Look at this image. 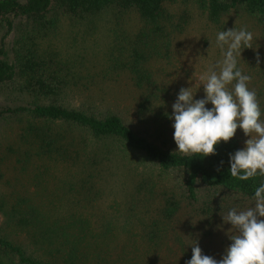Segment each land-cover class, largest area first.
I'll return each instance as SVG.
<instances>
[{"label": "trees", "instance_id": "16d2710c", "mask_svg": "<svg viewBox=\"0 0 264 264\" xmlns=\"http://www.w3.org/2000/svg\"><path fill=\"white\" fill-rule=\"evenodd\" d=\"M233 14L238 29L264 36V0H0V94L20 100L8 111L25 118L24 161L37 157L36 171L55 182L39 201L18 197L10 210L1 207L0 264H185L194 240L213 253L221 213L248 206L264 177L230 175L229 153L244 145L239 131L214 155L177 152L169 114L180 87L160 66L184 54L185 42L234 28ZM107 16L110 32L96 46L100 78L127 80L130 93L118 100L131 101L130 120L97 101L95 80L78 66L86 57L63 60L65 40L57 38L65 26H80L85 38ZM198 23L205 33L196 38ZM250 49L239 67L257 63H248ZM120 163L130 174L124 183Z\"/></svg>", "mask_w": 264, "mask_h": 264}, {"label": "clouds", "instance_id": "9594fccd", "mask_svg": "<svg viewBox=\"0 0 264 264\" xmlns=\"http://www.w3.org/2000/svg\"><path fill=\"white\" fill-rule=\"evenodd\" d=\"M253 41L254 34L246 27L218 31L215 43L221 58L197 76L195 90L193 85L180 88L169 114L177 152L186 155H214L216 145L242 130L248 137L244 147L229 153L228 161L230 175L239 180L264 177V118L257 92L249 87L252 76L238 66L242 51L255 48ZM256 58L259 63L258 51ZM201 85L204 95L195 98ZM221 215L224 223L231 224V242L221 258L204 254L194 240L188 244L192 255L185 264H264V181L255 187L248 206L231 207Z\"/></svg>", "mask_w": 264, "mask_h": 264}, {"label": "rangeland", "instance_id": "374dc122", "mask_svg": "<svg viewBox=\"0 0 264 264\" xmlns=\"http://www.w3.org/2000/svg\"><path fill=\"white\" fill-rule=\"evenodd\" d=\"M128 19H131L133 22L135 21L134 16L126 18L125 20ZM227 21L230 26H234L238 29L242 19L240 16L233 14L227 18ZM128 22L131 24L130 20ZM128 22L125 21L126 24H128ZM108 23H113L109 16L106 17L105 21H98L95 24V29L87 33L88 36L85 38L82 34H85L86 32L84 33V29L80 28V26L74 29L70 26H65L59 30L57 38H61L62 36L65 40L63 47L66 50V58H63V60L68 58L71 59L73 54L78 53H83L86 57V59L78 64V66L80 67V72L84 74L88 72L92 79L95 80L96 84L92 92L97 101H99L100 104H116L115 107L118 108L117 110L120 115L127 120H130L132 119V107L130 105V108H127L124 104H128L131 101L128 100L126 96L125 99L123 96L122 101L118 100V94L120 92L125 94L130 93L131 88L127 80H123V82H119L118 84H113L111 81L108 82L102 79L103 77L100 78L102 74L99 72L98 63L100 62L99 60H102V58L100 57L101 53L96 50V46L102 42L103 36L110 32L106 28V24ZM199 26L202 27L201 24L199 25L198 23V26H196L194 30L190 29L193 31L192 34L196 35V38L201 36L200 31L205 33L202 29H199ZM250 31L254 34L253 46L255 48H251L249 50L248 63L252 62L253 59H257V51L260 53V60L263 59L264 55V36L261 37L257 31ZM192 34L190 33L189 37ZM207 36L209 37L206 38V41L202 40L203 37H201L197 43L195 42L193 44H189V42H185L182 46L185 50L184 54L180 55L176 53L175 59L161 64L160 67L166 70V79L175 75L173 79L174 84L178 85L180 88L193 85V89H196L198 84L196 79L197 76L206 71L216 60L221 58L220 49L216 46L212 34H207ZM51 38L56 40L55 33L51 35ZM6 40L8 42L9 39ZM243 53L247 52L243 50ZM241 55L244 57L243 54ZM239 63L244 62L240 61ZM258 66V63L242 64L240 65V68L244 73L252 76L249 87L255 89L257 96L260 94L261 99L262 97L264 99V67H261L260 69ZM161 70L163 72V69ZM168 73L169 75H167ZM124 88H126V91H123ZM109 90L112 92L115 91V94H112L113 96H117L112 97L104 93ZM203 95V86L201 85L195 94V97L201 98ZM19 104L20 100L15 99L14 97H9L7 94H0V112H2L0 115V172L2 174V177L0 178V222L2 223H4L5 219L3 216V209H1L2 206H4L2 207L4 208V212L10 210L18 203L16 202L18 197L29 198L28 196H30L33 200L39 201L43 192L46 190L51 191L55 188V182L53 181L52 174L44 172L40 175V170L36 171L37 165L39 164L37 157L34 156L26 160V162L24 161L23 144L20 142L19 138L25 127V118L8 111L9 109L16 108ZM260 108L262 109L263 107L260 105ZM262 116L264 117V112L262 113ZM237 131L241 132L244 141L248 138L239 128ZM124 163H126L127 166L132 164L127 160H125ZM119 166L120 173L118 174V181L119 183H124V180H129L130 174L123 170L122 166L124 167L125 164L123 165V163H120ZM124 169L126 170L125 167ZM114 176L115 175L112 174L113 179ZM5 226L9 227L6 224ZM230 228L231 224L224 223L222 218L218 221V224L213 229L212 239L209 242L210 249L213 250V253L210 254V256L216 259L221 258V254L224 253L226 247L231 242L228 237V230ZM17 234H19L18 238L20 239L21 233L18 232ZM143 260L144 258L139 259L134 263L143 264Z\"/></svg>", "mask_w": 264, "mask_h": 264}]
</instances>
